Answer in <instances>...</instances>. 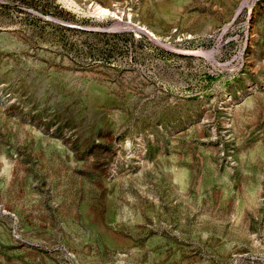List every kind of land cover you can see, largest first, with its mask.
Here are the masks:
<instances>
[{
    "label": "rangeland",
    "instance_id": "obj_1",
    "mask_svg": "<svg viewBox=\"0 0 264 264\" xmlns=\"http://www.w3.org/2000/svg\"><path fill=\"white\" fill-rule=\"evenodd\" d=\"M0 264H264V0H0Z\"/></svg>",
    "mask_w": 264,
    "mask_h": 264
},
{
    "label": "bare ground",
    "instance_id": "obj_2",
    "mask_svg": "<svg viewBox=\"0 0 264 264\" xmlns=\"http://www.w3.org/2000/svg\"><path fill=\"white\" fill-rule=\"evenodd\" d=\"M93 10H94L95 12H97L98 14H99V13H101V14L108 13V10H107L106 8L101 7V6L97 5V4L94 5ZM112 15H113V14H112ZM102 16H103V15H102Z\"/></svg>",
    "mask_w": 264,
    "mask_h": 264
}]
</instances>
